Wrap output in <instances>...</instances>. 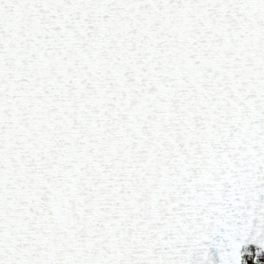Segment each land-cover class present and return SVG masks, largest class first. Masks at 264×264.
Returning a JSON list of instances; mask_svg holds the SVG:
<instances>
[{
  "label": "snow or ice",
  "instance_id": "obj_1",
  "mask_svg": "<svg viewBox=\"0 0 264 264\" xmlns=\"http://www.w3.org/2000/svg\"><path fill=\"white\" fill-rule=\"evenodd\" d=\"M0 264H264V0H0Z\"/></svg>",
  "mask_w": 264,
  "mask_h": 264
}]
</instances>
